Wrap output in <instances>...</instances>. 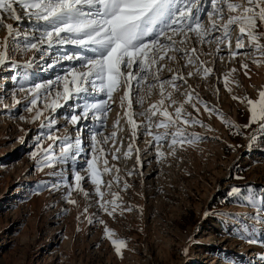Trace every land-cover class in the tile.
Instances as JSON below:
<instances>
[{
    "label": "rangeland",
    "instance_id": "rangeland-1",
    "mask_svg": "<svg viewBox=\"0 0 264 264\" xmlns=\"http://www.w3.org/2000/svg\"><path fill=\"white\" fill-rule=\"evenodd\" d=\"M5 22L21 32L29 30L26 19ZM208 23L204 19L205 26ZM233 28L232 50L236 51L239 28ZM259 31L264 32V28ZM7 35V29L0 27V41ZM20 39L23 43V37ZM174 39L183 41L190 55L192 48L197 49L195 62L188 65L181 53H161L165 59L159 62L164 65L160 81H172L177 75L183 79L175 80L178 90L166 84L161 91L158 83L149 90L147 86L155 83L149 76L141 85L143 105L137 103L133 80L131 111L148 113L133 116L138 125L136 135L129 123L127 99L121 106V97L129 91L126 87L113 92L104 127L98 122L91 124L102 133L96 138L100 141L96 147L102 197L83 171L81 188L74 186V170H81L91 158L94 142L87 129L82 133L84 152L75 164L69 161L41 170L37 166L40 155L32 158L38 133L48 130L41 128L44 116L33 120L36 109L31 113L25 110L29 96L20 88L54 80L69 62L48 68L53 56L42 60L35 50L25 54L9 41V60L0 65V264H264V243H260L264 241V200H249L264 192V131L258 124L245 127L250 123L247 101H258L260 91H264V56L254 51V46L249 47L247 38L245 48L239 50L247 55L238 53L235 57L226 44H201L194 33H188L187 39L182 35ZM172 55L175 60L169 59ZM28 61H33L30 67ZM204 67L212 68L207 76ZM103 98V94L85 97L89 102ZM17 99L21 104L15 103ZM71 103L55 113L58 136H76L79 126L61 115L69 111ZM205 103L215 110L207 111ZM152 105H156L155 116L149 112ZM181 105L191 114L190 120L199 119L202 124L184 125L182 117L167 128L157 127L165 119V109L175 120V109ZM41 107L38 102L37 108ZM178 128L185 136L196 134L202 140L178 144L173 154L171 134ZM113 132L116 136L105 142ZM165 132L170 135L159 142L158 150L154 137ZM43 143L47 147L52 141ZM59 143L54 145L56 152ZM129 145L133 146L131 153ZM105 167L109 171H104ZM61 181L58 191L42 189L44 182ZM68 198L76 204L68 203ZM112 201L117 205L113 215L98 207L97 202H108L112 211ZM106 228L114 233L112 239L126 242L122 255L107 238ZM249 238L257 242L249 243Z\"/></svg>",
    "mask_w": 264,
    "mask_h": 264
},
{
    "label": "snow or ice",
    "instance_id": "snow-or-ice-1",
    "mask_svg": "<svg viewBox=\"0 0 264 264\" xmlns=\"http://www.w3.org/2000/svg\"><path fill=\"white\" fill-rule=\"evenodd\" d=\"M6 19L17 22L26 19L29 22V30L21 32L18 27L6 23ZM204 19L209 22L207 26L204 24ZM233 26L239 28V36L236 37L235 44L236 51L232 50ZM0 27L6 28L8 33L0 41V65H4L9 60L10 40L25 54L35 50L40 53L42 60L53 56L51 62L47 63L48 68H54L61 62H69L65 71L57 74L54 80L34 83L30 88H20L21 92H26L29 96L25 110L31 113L33 109H36L33 120L44 116L41 128L48 130L38 133L32 158L36 159L38 154L40 155L37 166L41 170L44 167H54L56 164H67L69 161L75 164L84 152L82 133L87 129L91 132L90 140L94 142L89 154L91 158L84 162L81 170H74V186L77 189L81 188V181L85 180V176L81 174L83 171L91 178V182L97 185L95 193L101 197L103 194L99 187L100 175L97 171L96 147L100 141L96 138L102 133L91 124L98 122L101 128L104 127L113 92L120 87H126L129 91L121 97V106L127 99L130 109L127 115L133 127V136L136 135L138 125L133 116H148V113L131 111L130 90L133 88V80L138 90L137 103L143 105L144 97L140 95L143 91L141 85L143 81L149 79V76L155 81L147 86L149 90L157 83L161 91L166 84L179 89L175 80L183 79L181 76L177 75L172 81H160L159 79V72L164 68V65L159 62L165 59L168 52L181 53L183 57H187L188 65L195 62L193 57L197 49L192 48L190 55L183 41H177L174 37L182 35L184 39H187L188 33H194L201 44H226L229 54L233 57L239 53V50L245 48L247 38L251 41L249 47L254 46V51L264 56V43L261 42L264 40V32L259 31L264 28V0H0ZM21 37H23V43H21ZM161 37L165 38V42L161 41ZM67 46H71L72 50H69ZM56 49L60 50L59 55L55 54ZM239 54L247 55V52ZM175 58V55L169 57L172 60ZM32 63L33 61H28V66L30 67ZM154 65L157 66L156 69L153 68ZM242 67L247 69L248 65L243 64ZM211 72L212 68H203L205 76ZM188 75L191 76L193 73L189 72ZM225 83H228L227 76ZM228 90L231 91V88ZM100 94L106 98L92 102L85 99L89 95ZM168 96L170 99L171 93ZM188 99H193L190 93ZM69 101H72L68 105L69 111L61 115L73 126H79L76 127L74 138L70 135L58 136L55 134L57 130L54 129L57 123L55 115L57 109L65 107ZM38 102L42 105L41 108H37ZM247 102L250 105V123L245 127L258 124L264 131V91H260L258 101L249 99ZM15 103L19 105L21 101L17 99ZM4 107L7 108L8 105ZM193 107L196 108L195 104ZM205 109L209 112L215 110L208 108L206 103ZM196 111L199 112V108H196ZM45 112L48 113L47 116L44 115ZM149 112L151 116H155L156 105H152ZM162 115L165 119L157 127L167 128L180 121L182 117L184 125L202 124L199 119L190 120L188 117L191 114L185 113L182 105L175 109V120L166 109ZM19 118L25 119L24 116ZM147 134L151 135V132ZM169 135L165 132L154 137L158 150L159 142L166 140ZM115 136L116 133L113 132L111 137H105L104 141ZM44 140L52 141V143L44 147ZM201 140L202 137L196 134L185 136L183 129L178 128L174 134H171L170 147L173 148V154H175V147L178 144L191 145ZM58 141L60 142L59 151L56 152L54 145ZM132 150L133 146L129 145L128 152L131 153ZM160 155L163 156L164 153L160 152ZM104 164L107 165V160H104ZM104 171H109V169L105 167ZM60 172L62 174L63 169ZM62 183L63 181L44 182L42 189L58 191ZM234 191L238 192L239 189ZM84 194L88 196L87 192ZM258 199L264 200V192L249 197L251 203H255ZM67 202L76 204V201L70 198ZM97 203L98 207L109 215H113L117 206L115 201H112V211H109L108 202ZM92 222L89 218V223ZM99 222L104 223L102 220ZM105 231L107 238L112 240L116 252L122 255L126 242L122 239H112L114 233L107 228ZM248 242L256 243L257 241L249 238ZM261 259L264 260V256Z\"/></svg>",
    "mask_w": 264,
    "mask_h": 264
},
{
    "label": "bare ground",
    "instance_id": "bare-ground-1",
    "mask_svg": "<svg viewBox=\"0 0 264 264\" xmlns=\"http://www.w3.org/2000/svg\"><path fill=\"white\" fill-rule=\"evenodd\" d=\"M5 79V78H4ZM11 104H12V101H11Z\"/></svg>",
    "mask_w": 264,
    "mask_h": 264
}]
</instances>
